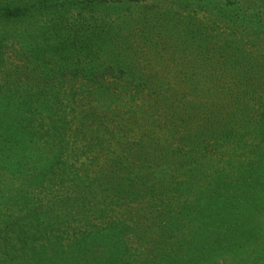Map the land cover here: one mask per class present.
Listing matches in <instances>:
<instances>
[{"label":"rangeland","instance_id":"obj_1","mask_svg":"<svg viewBox=\"0 0 264 264\" xmlns=\"http://www.w3.org/2000/svg\"><path fill=\"white\" fill-rule=\"evenodd\" d=\"M5 8L0 264H264V0Z\"/></svg>","mask_w":264,"mask_h":264},{"label":"trees","instance_id":"obj_2","mask_svg":"<svg viewBox=\"0 0 264 264\" xmlns=\"http://www.w3.org/2000/svg\"><path fill=\"white\" fill-rule=\"evenodd\" d=\"M18 12H19V10H17V9L5 8V9L1 10L0 17L6 18V19H13V18L15 19L18 16ZM2 118H3V116H0V126H1V124H3ZM48 240H49V238H48ZM19 242H21V241L19 240ZM15 246L16 245H14L13 247H15ZM35 248H36V246H35ZM39 248H41V247L39 246ZM66 254H67L66 257L59 258V261H62L61 264H79L80 259L77 258L74 254H69V253H66ZM85 254H87V252H85ZM22 255L24 258H26V262H30L33 264H40L41 262H43V259L37 258V255L35 253L34 254L31 253V255H29V256L27 254H22ZM15 258L17 259L18 257L16 256ZM15 258H13V259H15Z\"/></svg>","mask_w":264,"mask_h":264}]
</instances>
